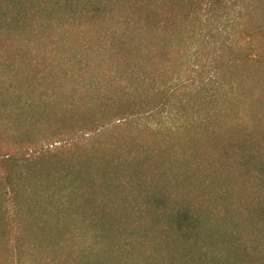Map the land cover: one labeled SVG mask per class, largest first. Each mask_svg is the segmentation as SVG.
Listing matches in <instances>:
<instances>
[{
    "label": "trees",
    "instance_id": "trees-1",
    "mask_svg": "<svg viewBox=\"0 0 264 264\" xmlns=\"http://www.w3.org/2000/svg\"><path fill=\"white\" fill-rule=\"evenodd\" d=\"M54 18L58 23L75 21L77 26L96 23V31H100L98 51L106 46L105 51L119 63L131 65L133 61L144 69L139 56L156 53L173 60L171 53H180L171 48L178 38L190 44L183 52L189 62L177 68L176 76L169 75L161 88L152 85L154 80L149 75L151 86L139 103L128 100L123 92L99 94L96 111L89 113L74 106L56 114L47 113L40 103L41 110L36 101L43 96L34 93L25 106L18 104L10 111L14 113L12 123H4L7 110L1 106L2 96L11 93L12 82L42 77L44 59L35 52L30 37L49 35ZM235 50L241 51V59L264 66V0H0L3 193L11 195L14 203L27 184L39 183L43 178L49 182L57 179L62 188L59 195L70 201L78 198L77 207L84 216L103 223L102 231L112 239L103 246L118 248L115 234L119 231L129 232L137 241L143 233L140 248L149 251L155 264H167L164 261L169 260L168 264H264V149L249 148L255 147L253 136L252 143L246 145L231 138L224 141L221 134L215 136V131L208 132L213 136L201 131L197 145L189 143L209 156L206 163L196 161L197 169L206 168L204 178L197 179L189 170L179 172L182 167H165V162L153 160L152 151L169 154L160 145H144L146 148L139 149L140 157L134 158L131 151L140 145L137 132L120 135V144L111 134L121 131L118 123L124 119L139 120L142 114L152 116V112L163 109L178 114L187 103L198 102V94H207L203 100L208 112L200 117L202 126H213L218 120L215 115L221 112L226 120L241 123L249 96L244 89L243 97L234 94L240 78L231 55ZM144 78L139 77L140 81ZM138 94L140 91H131L134 99L140 97ZM225 103L228 109L222 108ZM41 117L46 121H40ZM143 125L153 124L146 120ZM86 130L94 136L77 138ZM106 134L115 136L109 145L114 155L107 152V145L101 146ZM53 137L58 138L46 146L45 142ZM60 138L66 140L62 147L49 148L61 143ZM124 147V154L119 153ZM100 153H109L110 157H101ZM234 225L241 230H234ZM236 232L242 238L245 233L252 236H245L246 243L242 244ZM214 234L219 242L211 238ZM226 235H234V240L227 242ZM169 238L173 248L167 246ZM239 246H244L243 256L230 259L228 248ZM65 255L68 259V253ZM75 256L59 263H45L42 258L34 264H97V260ZM102 264L108 263L104 260Z\"/></svg>",
    "mask_w": 264,
    "mask_h": 264
},
{
    "label": "rangeland",
    "instance_id": "rangeland-1",
    "mask_svg": "<svg viewBox=\"0 0 264 264\" xmlns=\"http://www.w3.org/2000/svg\"><path fill=\"white\" fill-rule=\"evenodd\" d=\"M95 24L86 22L77 26L75 21H68L67 19L62 23H58V20L54 18L49 35H42L39 39L35 35L30 37L35 52H39L44 59V69L42 68L40 73L42 77L38 78L36 75L35 78L27 77L12 82L11 93L2 96L3 105L1 106L7 110L6 116L4 115V123L11 124L14 113L11 114L10 111L16 110L15 107L18 104L25 106L27 100L29 101L31 96H35L34 93L37 97L43 96V99L41 101L37 100L36 103H39V105L41 103L42 107L46 108L47 113L57 111L56 114H61L58 111L60 109L73 108L74 106H79V109L87 110L89 113L96 111V103L98 102L96 97L99 94L114 95L123 92V94H127L128 100H137L139 103L145 99L141 95H145V90L151 86L149 75L154 80L152 85L161 88L168 77L176 76L177 68L189 62L188 57H186L187 53L183 54L187 43L185 44L178 38L171 48L180 53H171V55L173 54V60H165L164 57H160L156 53L152 56H139V62L144 65V69H141L138 63L136 64L133 61H131V65L127 62L119 63L116 61L117 58H113V55L111 56L105 51L106 46L100 47L101 51H98L100 41L97 39H99L98 34L100 31H96L99 27H96ZM187 41L193 42V39ZM189 45L187 44V47ZM240 52L235 50V53H231V55L236 59V68L240 70L238 75L240 78L237 79L239 84L236 83L237 92L234 94L241 98L244 89L243 92H246L249 96L247 102L244 103L243 111L245 114H243L241 123L233 119L231 121L226 120V116L222 115L224 113L221 112L215 115L218 120L213 122V126L210 123L202 126L201 123L203 122L200 117L208 112L206 102L203 100V98H207V94L206 97L205 94H198L200 96L196 95L198 102L194 105L190 101L191 103L184 105L181 111H178V114L175 111H172L171 114L163 109V111L152 112V116H150L151 114H142L141 119H134L137 121L135 123L133 118L124 119L118 123L121 125L119 129L121 131L111 134L118 137L117 141L120 144V135L132 136L133 132H137L136 137L140 145L131 151L134 158L138 159L140 157L141 152L139 149L160 145V147L167 148L169 154H156V151H152L153 160L165 162V167L169 165L171 167H182L179 168V172L189 170L191 174L194 175L195 173L197 179L204 178L206 168L197 169L196 161L206 163L209 159L207 152L200 151L198 147H195L198 142L196 141L198 140L197 136L201 131L206 130V134L215 131V136L221 134L224 141L231 138L246 143V145L252 143L250 138L253 136L255 147L249 146V148L263 151L264 66H262L263 64L259 65L241 59ZM150 68L153 73H147ZM142 76H145V78L140 81L139 77ZM207 81L208 79L205 82ZM132 90L140 91V95L138 94L139 99H134L136 96L131 95ZM130 101L126 100L125 102ZM228 103L223 104L222 108L228 109ZM46 119V117H41L40 121L45 122ZM146 120L153 125L145 127L143 124ZM84 132L86 133L78 134L77 138L87 140L94 136V133L90 131L86 130ZM50 133L51 131H46V134L49 135ZM111 134H106L102 138L101 146L105 147L107 145L109 147L115 137L114 135L110 137ZM55 138L58 137L49 138L45 142L46 146L47 143L57 140ZM63 139L65 138H60L61 143H54L49 148L62 147L66 142ZM259 139L260 141H257ZM191 142H196L194 147L189 144ZM114 148H117L116 143ZM125 148L120 149L119 153L122 151V154H124ZM109 150L107 152H110L111 155L115 154L114 149L109 147ZM100 155L101 157H110L109 153H100ZM59 186L57 179L49 182L45 178L39 183L27 184L17 198V202L14 203L11 200V195H5L2 191L3 188L0 186V194H3L0 197V264H34V262L41 261L42 258L45 259L44 262L59 263L67 259L65 255L67 253L69 260L72 259L71 256L78 254L79 258L87 261L97 260V264H102L104 260L108 264H155L153 262L156 260L151 259L148 255L149 251L144 248V252L143 248H140L144 244L143 233L137 241L129 232L119 231L118 235L115 234L116 239L119 241L118 248L103 246L104 243L112 241L109 233L102 231L103 223L101 221L95 222V218L87 219L88 216H84V213L77 207L80 200L77 198L75 201H70L69 198L62 197L58 194L62 189ZM236 225L240 226L241 224L236 222ZM237 226L234 225V227ZM206 227L209 228V226ZM234 230L241 229L237 227ZM212 231H215V229L213 228ZM236 235L240 238L241 243L243 241L242 244L246 243L245 236L248 238L252 236L251 233H245L244 238H242L241 233ZM233 236L227 237L226 235V241H233ZM211 238L220 241L216 234ZM169 242L170 245L167 246L173 248L171 238H169ZM120 245L125 248H120ZM217 249L213 247V250ZM243 251L244 246L228 248V253L231 254L230 259L240 258L243 256L241 255ZM96 257L100 258L99 261ZM164 262L168 264L170 260Z\"/></svg>",
    "mask_w": 264,
    "mask_h": 264
}]
</instances>
